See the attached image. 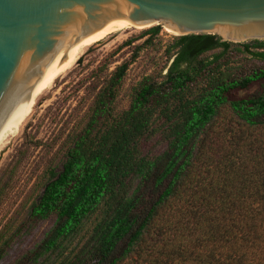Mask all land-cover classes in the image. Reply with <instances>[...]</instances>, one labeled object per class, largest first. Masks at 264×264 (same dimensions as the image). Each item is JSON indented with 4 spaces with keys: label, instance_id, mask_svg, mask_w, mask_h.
I'll return each instance as SVG.
<instances>
[{
    "label": "trees",
    "instance_id": "trees-1",
    "mask_svg": "<svg viewBox=\"0 0 264 264\" xmlns=\"http://www.w3.org/2000/svg\"><path fill=\"white\" fill-rule=\"evenodd\" d=\"M161 32L129 39L115 54L131 47L130 60L107 58L81 79L63 159L21 229L55 224L14 264H264V41L200 34L164 47ZM150 48L170 64L119 111L128 72ZM158 137L164 149L146 152Z\"/></svg>",
    "mask_w": 264,
    "mask_h": 264
},
{
    "label": "water",
    "instance_id": "water-1",
    "mask_svg": "<svg viewBox=\"0 0 264 264\" xmlns=\"http://www.w3.org/2000/svg\"><path fill=\"white\" fill-rule=\"evenodd\" d=\"M121 19L179 36L264 41V0H0V127L67 42Z\"/></svg>",
    "mask_w": 264,
    "mask_h": 264
},
{
    "label": "rangeland",
    "instance_id": "rangeland-1",
    "mask_svg": "<svg viewBox=\"0 0 264 264\" xmlns=\"http://www.w3.org/2000/svg\"><path fill=\"white\" fill-rule=\"evenodd\" d=\"M157 24L123 28L87 50L44 92L24 119L17 136L0 150V241L10 240L4 264H14L18 258L35 249L55 224V218H51L34 224L29 230L21 229L31 206L42 193L46 171L61 164L60 136L73 125L84 104L85 91L80 84L81 79L107 58L119 62L130 60L133 54L131 47L117 54L115 52L126 41L139 37L143 31ZM175 37L170 28L162 27L159 39L164 47L171 44ZM80 58H83L81 64L78 62ZM169 64L163 51L153 48L145 50L128 72L117 109L127 110L137 84ZM258 91V87H255L247 94ZM33 140L42 143L35 147L31 144ZM146 146V152L154 154L161 152L165 143L158 137Z\"/></svg>",
    "mask_w": 264,
    "mask_h": 264
},
{
    "label": "bare ground",
    "instance_id": "bare-ground-1",
    "mask_svg": "<svg viewBox=\"0 0 264 264\" xmlns=\"http://www.w3.org/2000/svg\"><path fill=\"white\" fill-rule=\"evenodd\" d=\"M153 24V23H151ZM151 24L137 26L128 19L117 20L94 35H88L80 40L77 38L67 42L61 51L57 54L54 61L43 72L42 78L33 87L31 99L25 101L19 106L13 108L4 123L0 127V150L8 144L13 137L17 136L26 116L35 107L39 98L44 92L62 76L67 69L74 64L81 55L96 45L101 40L110 35L120 32L123 28H142ZM173 34L179 36V33L169 27ZM226 38V36H224Z\"/></svg>",
    "mask_w": 264,
    "mask_h": 264
}]
</instances>
